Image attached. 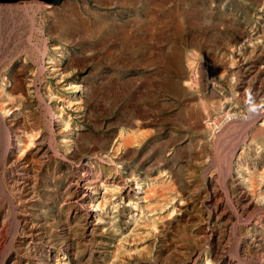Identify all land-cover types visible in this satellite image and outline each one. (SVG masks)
Segmentation results:
<instances>
[{
    "label": "rangeland",
    "instance_id": "1",
    "mask_svg": "<svg viewBox=\"0 0 264 264\" xmlns=\"http://www.w3.org/2000/svg\"><path fill=\"white\" fill-rule=\"evenodd\" d=\"M58 4L0 5V84L18 90L0 115V264H110L133 247L124 264H264V0ZM6 133L19 155L1 152ZM105 176L93 231L80 199ZM125 182L150 194L122 221ZM132 215L145 226L120 239Z\"/></svg>",
    "mask_w": 264,
    "mask_h": 264
},
{
    "label": "bare ground",
    "instance_id": "2",
    "mask_svg": "<svg viewBox=\"0 0 264 264\" xmlns=\"http://www.w3.org/2000/svg\"><path fill=\"white\" fill-rule=\"evenodd\" d=\"M83 1L86 2V0H83ZM21 3H25V2H21ZM15 4H19V3H15ZM5 5H11V4H5ZM0 9H2V8L0 7ZM59 23L61 24L60 25L61 26L60 28H62V29L67 30V27H69V24L63 23L62 21L59 22ZM180 24L181 23H175L173 25V27L171 28L172 34H174V35L179 34V32L183 29V24L182 25H180ZM184 25L188 26V28H189V26L190 27L192 26V5H188V7L186 8V11H185V23H184ZM0 38H2V36ZM44 45H45V42H44ZM66 68H67L66 66L60 65L59 63H54L53 62V59L48 58V62H46L45 70H47L50 73H56V72H59L60 70H65ZM7 80L8 79H4L2 81V83L0 84V115L2 113H5L7 111V109H8V107L10 108V104L9 103L13 101V96L12 95L14 93H17L18 92V90H17V88L15 86H11V85L8 86L9 85V82H7ZM74 105L77 106L76 102H75ZM54 117H55V119L56 118H59L58 114H56V115L54 114ZM1 118L2 117H0V128H4V123H3L4 121ZM146 125H148V124H146ZM3 130H5V129H3ZM130 133L136 134L137 133V129L130 131ZM256 133L257 134H263L264 135V131L263 130L257 131ZM120 136H121V134H119V138H120ZM11 137H12L11 136V133H6L5 136L3 137L2 150H1V152L3 151V155L5 154V156H8L7 154H9V153L5 152V150H3L6 146L9 147V149L12 151V153H14V152H16L17 154L20 153V149L19 148L18 149L16 148L17 143L16 144L14 143V144L11 145V142H10V138ZM119 138H117L113 142H111L108 139L106 142H104L102 144V146H100L99 151L101 153H106V152H108L111 149L112 151L117 152L118 150H120ZM64 142H66V140ZM131 144L136 145L137 143L133 142ZM106 157H107V155H106ZM109 175H111L110 178L113 179L114 181L115 180L116 181H119V180L122 179V177L120 175H118L116 172H113L112 174H109ZM107 177L108 176L102 177V179H103L102 181H99L98 183H96V184L94 183V185H92L90 196H87L86 195V196H83L80 199V203H81V205L83 207H85V209L80 210L78 212L82 216V219L84 220V224L87 225L86 227L87 228H90L93 231H95L98 228V219L101 216V214L104 211H106V209H107V207L109 205V204H107V202L109 200V195H110L109 193L112 191L111 189H112L113 186H111V185L108 184L109 182H108V180H106ZM128 189H130V188H128V185H127L126 182H125V184H123V186L120 189V194L123 196V198H122L123 202H122L121 206H119L117 208L120 211L119 212L120 213V220H122V221L126 218V216H127V214L129 212H130L129 214L132 213L131 212L132 208L130 207V204H128V201H127V200H129V197H131V195H133L134 197L136 196L138 199H142V196L143 195L150 194V191H147L146 190L144 192L141 186H138V190L137 191H132L131 192ZM151 192H153V191H151ZM152 196H154V195H152ZM111 200H112V198H111ZM149 201H150V203L148 204ZM149 201L146 203L145 206L148 209L147 212L148 213H151V212H153V208L151 209V206L157 207L158 206V203L155 201L154 198L150 199ZM113 208L111 210H114L115 209L114 212H116L117 208H114V209ZM142 221H143V219L139 215L138 216L137 215L129 216L128 220L125 222V226L123 227L121 233L119 234L120 235V239L121 238H126L127 239V238H130V237H137V231L142 227V224H143V223H141ZM156 227L157 226H154V225L147 226L146 227V231L155 232ZM144 229H145V227H144ZM133 248H126V249H123L122 248L119 252H118V250L116 252H114L113 255H112V259H111V263L110 264H124V263L129 262L135 256H138L140 254L139 252L142 250L143 247H141V248L133 247Z\"/></svg>",
    "mask_w": 264,
    "mask_h": 264
},
{
    "label": "water",
    "instance_id": "3",
    "mask_svg": "<svg viewBox=\"0 0 264 264\" xmlns=\"http://www.w3.org/2000/svg\"><path fill=\"white\" fill-rule=\"evenodd\" d=\"M62 0H0V5L5 4H15V3H21V2H37L44 5H57Z\"/></svg>",
    "mask_w": 264,
    "mask_h": 264
},
{
    "label": "clouds",
    "instance_id": "4",
    "mask_svg": "<svg viewBox=\"0 0 264 264\" xmlns=\"http://www.w3.org/2000/svg\"><path fill=\"white\" fill-rule=\"evenodd\" d=\"M250 111L255 112L257 111V107L255 105H252L250 108Z\"/></svg>",
    "mask_w": 264,
    "mask_h": 264
}]
</instances>
